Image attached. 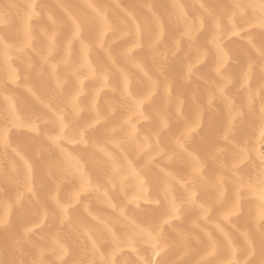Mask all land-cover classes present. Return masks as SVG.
<instances>
[{"label":"clouds","instance_id":"1","mask_svg":"<svg viewBox=\"0 0 264 264\" xmlns=\"http://www.w3.org/2000/svg\"><path fill=\"white\" fill-rule=\"evenodd\" d=\"M0 264H264V0H0Z\"/></svg>","mask_w":264,"mask_h":264},{"label":"bare ground","instance_id":"2","mask_svg":"<svg viewBox=\"0 0 264 264\" xmlns=\"http://www.w3.org/2000/svg\"><path fill=\"white\" fill-rule=\"evenodd\" d=\"M18 2H19V0H9V4H11V5H15V4H17ZM18 24H19V21L15 18V15H13L12 27H17ZM37 35H39V33H37ZM62 39H63V36L58 37V39H57V43H58V44H61ZM23 59L26 61V60H27V57H24ZM32 59L36 62V65H37V67H38V66H39V60H38V58L35 56V54H32ZM101 59H102V56H101ZM33 71H35V69H34ZM44 71H45V73H47V68H45Z\"/></svg>","mask_w":264,"mask_h":264},{"label":"snow or ice","instance_id":"3","mask_svg":"<svg viewBox=\"0 0 264 264\" xmlns=\"http://www.w3.org/2000/svg\"><path fill=\"white\" fill-rule=\"evenodd\" d=\"M13 79H15V77H12Z\"/></svg>","mask_w":264,"mask_h":264}]
</instances>
